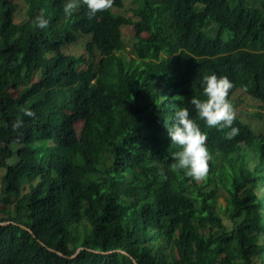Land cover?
I'll return each mask as SVG.
<instances>
[{"label":"trees","instance_id":"trees-1","mask_svg":"<svg viewBox=\"0 0 264 264\" xmlns=\"http://www.w3.org/2000/svg\"><path fill=\"white\" fill-rule=\"evenodd\" d=\"M65 2L0 0V264H264V128L244 119L263 118L264 0H114L91 19ZM213 73L233 83L232 139L189 102ZM181 106L208 138L200 182L170 167Z\"/></svg>","mask_w":264,"mask_h":264},{"label":"clouds","instance_id":"clouds-1","mask_svg":"<svg viewBox=\"0 0 264 264\" xmlns=\"http://www.w3.org/2000/svg\"><path fill=\"white\" fill-rule=\"evenodd\" d=\"M113 3L114 0H66L63 12L65 16L70 17L81 5H85L91 19L98 12L111 9ZM31 23L43 29L49 22L42 15H37ZM232 88L233 83L227 76H217L215 73L205 75L202 79L204 99L192 97L189 101L198 119L204 121L207 127L230 129L227 133L228 139L239 134V129L233 126L237 113L229 99ZM172 98L181 105L184 103L183 96L177 95ZM20 111L23 116L35 117V112L27 107H21ZM23 125V118H18L12 123V129L17 131ZM166 128L171 143L179 146L180 149L172 154L174 163L170 166L171 170L181 171L196 182L203 181L209 172L212 155L207 147V135L201 131L197 120L192 118L187 107L181 106L175 111L174 118Z\"/></svg>","mask_w":264,"mask_h":264},{"label":"rangeland","instance_id":"rangeland-1","mask_svg":"<svg viewBox=\"0 0 264 264\" xmlns=\"http://www.w3.org/2000/svg\"><path fill=\"white\" fill-rule=\"evenodd\" d=\"M24 17H25L24 7H23V5H20V8L18 10V13L16 15L15 20L16 21H20V20L24 19ZM246 102L250 103V102H252V100L246 98ZM256 111H259L263 115L262 119H257V117L255 115L245 117L244 119L246 121H250L251 126L253 127L254 131L261 132V131H263V128H264V108H256ZM2 174H4V172H1V170H0V185H1V176H2ZM219 201L223 202V199L219 198ZM14 219L18 220L17 217H15Z\"/></svg>","mask_w":264,"mask_h":264},{"label":"water","instance_id":"water-1","mask_svg":"<svg viewBox=\"0 0 264 264\" xmlns=\"http://www.w3.org/2000/svg\"><path fill=\"white\" fill-rule=\"evenodd\" d=\"M8 223V221H4V220H0V225H4V224H7ZM82 249V247H79L77 250H76V252L75 253H77L78 251H80ZM96 252H101V251H97V250H95ZM121 251V250H120ZM107 252H112V251H107ZM121 252H123V251H121Z\"/></svg>","mask_w":264,"mask_h":264}]
</instances>
